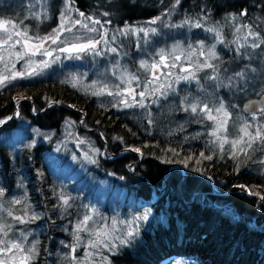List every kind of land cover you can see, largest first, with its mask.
<instances>
[{"label": "trees", "instance_id": "1", "mask_svg": "<svg viewBox=\"0 0 264 264\" xmlns=\"http://www.w3.org/2000/svg\"><path fill=\"white\" fill-rule=\"evenodd\" d=\"M48 2L54 13L65 6V0ZM173 3L174 0H72V18L80 19L89 27L93 26L92 20H99L101 23L95 27L106 30L111 40L110 33L125 29L126 25L135 28L149 22L167 12ZM27 6L20 0H0V18L30 25L31 11ZM76 9L85 16L80 17ZM245 9L248 15L239 17ZM232 14L238 16L235 22L227 19ZM185 19L199 20L203 27L191 30L187 26L163 27L160 22L155 27L167 35L166 42L183 43L196 40L218 43L213 33L205 31L208 27H218L224 42L219 43L222 55L214 64L225 83L245 65L256 69L255 73H248L246 89L221 86L225 91H217L224 100L229 94L235 98V103L230 104V113L236 121L241 115L246 119L249 115L240 109L242 101L264 95L261 92L264 88V44L257 49L240 50L251 53V59L239 55L236 48L244 43L247 31L241 27L240 32H236L235 28L250 25L264 38V0H181L172 14L164 17V23L176 25ZM79 27L76 25L74 30ZM34 28L29 27L30 34L34 35L39 29ZM133 37L130 32L123 35L122 40L131 65L135 43L139 41L141 49L144 48L143 37L138 40ZM150 39L148 37V42ZM211 72V69L197 72L203 89L214 86V82L205 79ZM138 76L142 82L143 75L139 73ZM51 78L0 90V120L11 117L0 127V135L23 123L55 133L66 120H72L76 124L75 131L88 134L96 143L100 153L90 172L98 178H107L113 187L123 190L126 205L138 204L144 207L142 211L149 213L147 222L138 223L139 235L130 246L122 247L117 255L104 251L112 264H166L174 260L185 264H264V200L247 196L255 186L264 191L262 162L256 163L248 157L245 162H239V155L233 157L232 153L214 154L211 160L204 159L200 155L202 152L180 141H164L162 137L142 133L128 119L115 114L113 108L98 107L92 95L78 94ZM17 94L20 96L15 100ZM13 112L18 113L16 118ZM259 113V118H264L260 110ZM255 144L259 150L251 156L264 154V144L259 141ZM9 146L0 142V184L10 191L15 183L20 185L22 181L31 206L28 208L37 213L35 223L30 225L33 231L39 230L34 264H68V259L57 257L60 247L64 251L59 240H66V237L56 226L60 221L54 205V188H51L52 174L42 160L49 146L23 148L14 158ZM137 146H140V153L133 154L131 149ZM28 157H32L29 164L25 160ZM178 167L185 175L180 174ZM15 169L19 177L15 176ZM69 242L73 244V239Z\"/></svg>", "mask_w": 264, "mask_h": 264}, {"label": "rangeland", "instance_id": "2", "mask_svg": "<svg viewBox=\"0 0 264 264\" xmlns=\"http://www.w3.org/2000/svg\"><path fill=\"white\" fill-rule=\"evenodd\" d=\"M20 1H24L25 5L27 4L28 9L31 11V16L29 17L31 22L30 25L24 24V22H22L21 27L23 28L26 26L28 30L30 26L33 28H39L35 31L34 35L30 33L29 35H39L43 37L51 33L53 29L58 27L60 22L59 16L60 13L64 10L65 6L60 9V12L54 13L50 6H48V0ZM45 11L47 12V18L44 17ZM37 14L40 18H33V16ZM25 19L27 18H24V20ZM151 20L152 19H150L149 21ZM16 22L20 23L21 21ZM155 26L156 24L151 25L149 24V22H143V24L139 25L138 27L136 26L135 28ZM121 30L118 29V31L110 33L116 38L115 41H112L110 43V46L116 47L118 49V56L116 53L110 52L95 57H93L89 53H80V58L69 59L67 58L69 54L54 53V56L59 55L60 59L55 61L54 63H51L49 67L44 68L41 75L32 76L31 78L27 79H18L16 81H13V83L8 85L7 87L14 86L20 83H24L26 85L28 81L35 82L37 81V79L47 80L52 77L51 79L57 80V82L66 84L67 87L76 90L78 94H87L90 96L92 95V92L98 91L103 85H107V91H112L113 93H115L118 90L116 87L117 85H119L120 91L128 89L129 86L127 84L121 83L120 81L121 75L127 72L134 73L137 76L139 73L143 75L144 80L142 82L139 79L138 81H133L131 84V88H134L135 92L139 93L145 88V81L151 79V76L140 68L139 62L141 60H145L151 63L152 58L155 57V54L159 49L164 48L168 50L173 44L179 41L173 40L171 42H166L165 39L167 35L161 32H158L157 35L150 34V41L147 43H142L144 45L143 50L141 49V45L138 44L139 41L138 43H135V50L131 54L132 61L134 62L131 65V62L130 60H128L126 55L127 50L124 44H122L123 35H121ZM142 34L143 33H141L139 37H143ZM133 35V38H135V40H138L137 38L139 37L135 34ZM97 37V33H90L87 31V29L79 27L76 30H74L73 28L71 33L64 32L61 36V40L67 39L70 43H86L89 38ZM251 39L252 38L249 37V42L251 41ZM203 41L205 44V48L203 50L204 55L199 54L200 50L197 47V42H199V40L193 41L191 44L194 48H197V52L196 55L192 56L191 64H189V62L182 57L181 61L177 62L178 65L183 64L184 67H191V70L195 72V64L197 60L201 63L205 62L208 56V50L213 44H215V52L218 59L209 60L208 62L214 64L216 60H219L222 55L220 49L218 48L219 42H211L210 40ZM181 43L185 48H187V45L190 42ZM47 47L56 48L57 45H51L49 43ZM98 47L102 48L103 45H100ZM186 54L187 53H185V55ZM33 59L35 61H40L42 59L51 58H45L38 55ZM13 63L15 64L14 67L12 66ZM8 68L10 72H24L25 60L17 61L13 57V61L9 62ZM135 70H137L138 72ZM0 71H4L3 63H0ZM113 72H115V75H113ZM172 72L173 77L170 79L172 82V88L175 89V93L173 94L172 90L169 89L166 99L162 96H159L158 94L146 96L144 98V103L147 105L146 108H140L138 106L131 108L124 107V105L119 102L121 99L119 96H108L107 94L103 96H92L98 107L108 106L109 108H113L115 114L119 113V115H121L123 118L128 119L132 124L136 126V128L140 129L142 133H147L154 137H162L164 141H166L167 139H171L173 140V142L180 141L190 148L195 149L196 151L202 153L205 152L204 156L206 157L209 155L213 156L214 154L217 156L225 153L229 154L235 151V154L239 155L240 157L238 158L239 162H245L246 157H248V159L255 160L256 163L264 161V154H261L259 156L257 155V157L251 156L252 153L256 152V149L259 150L255 143L252 145V148L248 149L246 152L240 150V148L246 147V145H240L237 149L232 150L229 144H225L223 151L221 152L218 147V143H215L214 138L209 135L212 130L211 126L213 125V121L200 119L198 114L194 115L180 110L181 100H183L185 96H188L190 101L193 99L198 100L201 102V106L204 103H207L209 108L212 109L219 107L222 101L225 105V108L230 113V111L232 112L230 104L235 103L234 97L229 94L225 97L224 100L219 92H217L219 90L225 91L224 88L222 89L221 87H214L213 85H211L208 86L210 87L209 89H203V85L201 83L198 84L195 80L184 81L183 79H181L179 83H176L175 76H183L186 75V73L181 72L179 67L172 69ZM5 74H8V72H6ZM196 75L199 78L200 82L201 79L197 72ZM73 77L76 78V88H73L71 84ZM93 82H97L94 87L92 86ZM154 86L155 85H153V87ZM7 87L0 88V90H4ZM19 96L20 94L15 95L14 99L17 100ZM125 97L130 99V97L127 96V92H125ZM136 99L137 101H139L141 97L137 95ZM153 100H156L157 102L153 103ZM113 105L116 106L114 107ZM74 109L78 110L79 108L77 106H74ZM13 113V117L16 118L17 112ZM230 114L231 118L228 120L227 133L230 140L237 138L239 134V128L244 124L249 125V131L253 133L257 126H262V130H264V118H259V120H257L255 116L249 115L245 119V116L243 117L241 115V118L236 121L235 116L232 113ZM7 120L3 119V121L6 122ZM149 120H151V123H149ZM2 125L3 124H0V127ZM75 125L76 124L74 121L66 120V122H64L60 127V131L54 133L53 131L41 130L36 128L35 126H28L26 123H23L20 124L18 128L11 129L6 133L3 132L0 135V142H3L8 146L10 145L9 151L11 152L10 155L13 158L15 154L19 153V151L23 148L32 149L36 146L38 147L40 144L49 146V150L45 152L42 160L43 163L47 165L46 167H48L49 171L52 174L50 179L51 188H54V205L56 206L58 212L57 215L60 221L56 226L58 227V231L62 229V234L66 237V240L59 238L61 239L59 241L63 242H60L62 246L64 245V251L62 247L58 246L60 247L57 256L59 257V260L62 258L66 260V257L70 253V248L65 247V245H70V238L73 239V243L75 242L74 236L72 235L76 231L75 226L80 220L83 219L86 213H90L91 209L94 208L96 212L95 214H93V221H95V223H93V221H89L88 227L90 229L102 226L104 221H107V223L110 225L112 219H116L117 221H132L134 217L142 216V214L147 211L145 209V211H142L144 207L141 208L138 206V204L135 203L126 205V203L124 202L126 195L123 190H120L118 187H113L112 183L108 181L107 178H98L95 174L90 172L91 168H93L95 164L92 163L91 160H96L97 156L100 153V151H97L99 150V147L91 138H89L88 134H79L77 131H75ZM233 125H235V127H233ZM100 137H102V135H100ZM245 140H247V137H245ZM135 148H140V146H137ZM131 152L133 154H139L134 151ZM86 154L88 159L85 158ZM245 154L246 156H244ZM31 159L32 157H28V159L26 158L25 160H27V163L29 164ZM261 164L264 165V163ZM176 169L182 176L185 175V172L182 168L178 167ZM13 172L17 173V175L15 176L19 175L17 169H15ZM22 184V181L20 185L18 183H15L10 191H8L6 187H4V184H0V187L5 190V195L3 197L5 209H11L13 211V215L15 216H24L25 219H28L33 214L37 215V213L34 210H29L28 207L31 208V206L29 204V201L27 200V197L25 196L27 193ZM210 184L212 185V182H210ZM263 192L264 191L260 188V186H255L252 192L253 195H249L247 193V196H249L250 198L253 197L261 200L260 196L255 195V193H259L261 196H263ZM60 194H63L66 198H71L69 200L71 207L68 208L67 211H63L58 207L62 203L58 198ZM17 198L21 199L23 202L17 205H12L9 203L10 200ZM25 207L28 208L27 215H25L24 213ZM125 207L127 208L125 209ZM0 215L3 216L5 222L13 225V228L9 233L10 239H20L19 232L24 231L26 234L30 233L29 235H27V241L25 242L26 250L33 243L37 242L39 238V230L33 231L32 227H30V225H33L35 223V219L29 223L20 224L14 221L12 217L7 216V212H3ZM101 218H104V220L102 221ZM140 222L144 223L143 221ZM118 226L121 229H123L124 227L123 224H120ZM80 236L83 243L80 247L77 248L79 254H77L76 256L78 258H83L85 252L84 243H86L87 240L91 237L87 232H80ZM37 247L38 246L36 243V250H38ZM106 250L107 249H102V255H96L93 257L95 264H103V257H106V255H104V251ZM88 251L96 250L88 249ZM68 264H75V262H70L68 260ZM166 264L185 263H181L179 262V260H174L172 262H167Z\"/></svg>", "mask_w": 264, "mask_h": 264}, {"label": "snow or ice", "instance_id": "3", "mask_svg": "<svg viewBox=\"0 0 264 264\" xmlns=\"http://www.w3.org/2000/svg\"><path fill=\"white\" fill-rule=\"evenodd\" d=\"M181 0H174V3L167 10V12L163 13L161 16H158L151 21L149 24L154 25L158 22L161 23L163 27H185L187 26L189 30L192 27L202 28L203 25L199 22V20L192 21L190 19H185L180 24L169 25L164 23V17L170 16L175 8L180 4ZM72 0H65L64 10L60 13L59 16V25L57 28L53 29L51 33L46 36L39 35H29L28 28L21 27L22 21L17 23L14 20L0 18V63L4 64V71H0V88H5L8 85L12 84L13 81L18 79H27L32 76H38L42 74L44 68L50 66L51 63L60 59L59 55H55L54 53L60 54H69L67 58H80V53H89L93 57L104 55L107 53H116L119 55L118 49L116 47H111L110 43L115 41V36L111 37V41L109 40L108 32L106 30L101 31L97 29L95 25L100 24L99 20H92L91 17H87L86 19L92 20V27H89L87 23L82 22L80 19H72ZM79 12L78 9H76ZM105 16L109 15L108 13H104ZM247 10H243L239 13V17L247 16ZM80 17H84L85 14L83 12H79ZM44 17L47 18V12L45 11ZM33 18L39 19V15H34ZM232 22H235L238 19L236 14H232L227 17ZM76 25H80L82 28L87 29L90 33H97V38H89L86 43L79 42H69L67 39L61 40V36L64 32H72V29L76 27ZM241 27L245 28L247 31V35L243 37L244 43L238 44L236 48V52L241 56H246L251 59L252 54L247 52H241L242 48L248 47L251 49L260 48L262 44H264V38L260 36L259 32H254L250 25H241L240 27H236L235 31L240 32ZM101 29H103V25L101 24ZM205 31L213 33L219 43H223V38L221 32L218 27H208ZM133 33L136 36H140L143 33L144 42H148L149 35H157L158 30L155 27H141V28H131L129 26H125L124 30H121V35H128L129 33ZM249 37H251V41L249 42ZM57 45L56 48L46 47L48 44ZM235 43V41L233 42ZM103 45V47H98ZM197 47L200 50V55H204L205 44L204 41L197 42ZM19 48V50H18ZM197 48H194L191 43L187 45L185 48L181 42H176L173 44L170 49L166 50L164 48L159 49L155 57L152 58L151 63L145 60H141L139 62L140 68L147 72L151 79L145 81V88L141 90L139 93L135 92L134 88H131V84L133 81H138L139 77L134 73H123L120 77L121 83L127 84L129 87L124 91L119 90V85H117V91L113 93L112 91H107V85H103L98 91H94L91 94L94 96H103L107 94L108 96H119L120 103L124 105V107H140L146 108L147 105L144 103V98L146 96L158 94L159 96L167 98L168 90L171 89L173 94L175 93V89L172 88L171 79L173 77L172 69L179 67L180 71L186 73V75L175 76V82L179 83L181 79L184 81H192L195 80L199 84V78L196 75V72L204 71L206 69H211V74H206L205 79L214 82V87H228V88H237L238 90L243 86L244 89L247 88V80L248 73H255L256 69L252 68L250 65H245L239 71H236L231 76L227 78V83L220 79L218 66L208 62L209 60L218 59L215 52V44H213L208 50V56L205 62L201 63L197 60L195 64V72L191 70V67H184L183 64L178 65V61H181L183 57L185 60L191 64L192 56L196 55ZM185 53H187L185 55ZM42 56L45 58L51 59H42L40 61H35L33 58L36 56ZM13 57L15 60H25V71L24 72H10L8 68L9 62L13 61ZM14 67L15 64L13 63ZM118 67V65H117ZM30 70V71H29ZM8 72V74H5ZM115 75V72H113ZM163 81V82H162ZM67 82V81H66ZM97 82H93V87ZM72 87L76 88V78L73 77L71 81ZM153 85H155L153 87ZM125 92H127V96L130 99L125 97ZM264 93V88L261 90ZM141 97L139 101H137L136 96ZM156 100H153V103H156ZM255 103V102H254ZM114 107L116 105H113ZM248 109H252L254 104H249L246 106ZM199 109V113H198ZM180 110L191 113L198 114L200 119H207L213 121V125L211 132L209 135L214 138V142L218 143V147L223 151L224 145L229 144L232 150H235L240 145H246V147L240 148L241 151L246 152L248 149L252 148V145L259 141L264 144V130H262V126H257L255 128L254 133L249 131L250 126L247 124L242 125L239 128V134L236 139L228 138V120L231 118V114L225 108L224 103L221 101L219 107L214 109L209 108L207 103H204L201 106V102L198 100H189L188 96H185L183 100L180 102ZM261 114H264V107L260 109ZM215 113V114H214ZM18 114V113H17ZM8 119H11L9 117ZM6 121L0 120V124L5 123ZM151 123V120H149ZM235 127V125H233ZM247 137V140H245ZM83 142V141H81ZM31 146V145H30ZM59 150V149H57ZM98 151V150H97ZM131 151L140 153L139 148H132ZM168 151H175L174 149H168ZM143 155V153H141ZM204 159L211 160L212 156L209 155L204 157V154H200ZM233 157L235 156V151L232 152ZM75 158V157H74ZM88 159L87 154L85 156ZM223 158V157H221ZM92 163H95V160H91ZM199 162V161H197ZM264 163V161H262ZM244 187V186H240ZM249 195H253V193L248 192ZM5 195V190L0 187V214L3 212H7V216L12 217V219L20 224H26L31 222L36 218L33 214L28 219H25L24 216H15L13 215V211L11 209H5L3 197ZM255 195L260 196L261 200H264V196H261L259 193H255ZM62 202L58 207L63 211H67L68 208L71 207L69 200L71 198H66L63 194H60L59 197ZM23 201L21 199H12L9 201L12 205L21 204ZM96 210L93 208L90 210V213H86L82 220H80L75 228L76 231L72 234L74 236V243L71 245H65V247L70 248V253L66 257L70 262H75V264H95L93 257L96 255H102L101 250L107 249L109 253L112 255L119 254V250L122 247L130 246L131 243L135 240V238L139 235V228L137 227L140 221L147 222L149 219V213L144 212L142 216L134 217L132 221H117L116 219H112L111 224L109 225L107 221H104L102 226L96 227L94 229H90L88 227L89 221H93V214H95ZM25 215L28 214V208H24ZM103 221L104 218H101ZM95 223V221H93ZM123 224L124 227L121 229L118 225ZM13 225L8 224L4 221L3 216L0 215V264H34L35 257L38 255L36 250V243H33L27 250L25 249V242L27 241V235L30 233H25L24 231L19 232L20 239H10L9 233ZM80 232H87L90 235V239L84 243L85 252L83 258H78L75 255V252L78 247L83 243L81 240ZM63 243V242H61ZM88 249H94L96 251H88ZM103 264H112L109 257H103Z\"/></svg>", "mask_w": 264, "mask_h": 264}, {"label": "water", "instance_id": "4", "mask_svg": "<svg viewBox=\"0 0 264 264\" xmlns=\"http://www.w3.org/2000/svg\"><path fill=\"white\" fill-rule=\"evenodd\" d=\"M46 47H47V45H46ZM249 104H254V107L252 109H248L246 106ZM263 106H264V95H261V96H258V98L252 97L246 101H242L240 109L242 110V112H244L246 114V116L253 115L258 120L260 117L259 110Z\"/></svg>", "mask_w": 264, "mask_h": 264}]
</instances>
